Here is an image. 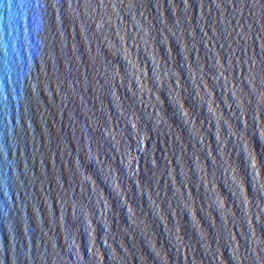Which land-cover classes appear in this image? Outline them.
<instances>
[{"label":"water","instance_id":"water-1","mask_svg":"<svg viewBox=\"0 0 264 264\" xmlns=\"http://www.w3.org/2000/svg\"><path fill=\"white\" fill-rule=\"evenodd\" d=\"M0 264H264V0H0Z\"/></svg>","mask_w":264,"mask_h":264}]
</instances>
